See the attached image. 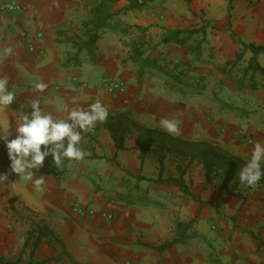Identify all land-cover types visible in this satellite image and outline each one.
Masks as SVG:
<instances>
[{
    "label": "crops",
    "instance_id": "obj_1",
    "mask_svg": "<svg viewBox=\"0 0 264 264\" xmlns=\"http://www.w3.org/2000/svg\"><path fill=\"white\" fill-rule=\"evenodd\" d=\"M6 1L0 0V3ZM18 2L22 7L19 14H6L0 10V79L7 77L9 90L16 94L14 102L0 111V135L7 134L4 131L6 124L11 134L9 139L16 137L23 115L18 114L15 107L32 110L31 102L35 99H39L45 114L64 120L73 109L91 114V105L99 101L108 111L131 113L138 123L149 129L166 132L184 141L229 147L230 152L249 162L255 145L259 143L264 147V117L260 120L258 114L249 115L250 119L243 117V120L212 105L206 107L204 95L183 96L161 86L158 80L145 82L128 76L122 68L126 66L121 65L124 50L120 41L123 38L117 33L106 31L103 34L95 50V61L83 52L79 67H65L68 58L77 51L62 40L82 29V22L90 17L89 0ZM159 2L154 8L161 4ZM207 5L201 9L207 12ZM127 17L120 16L119 19L125 21ZM202 19L181 10H167L161 16L155 14L154 21L142 18L130 23L143 27L154 25L149 34L155 39V36L161 38L167 30L199 28L202 21L211 20V16ZM252 25L248 32L252 35V43L264 44V29ZM107 33L113 35L109 44L104 38ZM217 40L208 30L204 56L210 52L223 53ZM228 46L229 57L223 63L234 59L239 51L232 40ZM159 48L162 57L187 67L193 76L206 75L210 63L214 62H202L203 58L194 61L185 47ZM6 49L11 52L4 56ZM96 67L105 72L100 79L95 76ZM104 77L124 82L125 91L120 95L110 94L102 85ZM36 82H43L48 87L43 92L33 91ZM165 119L176 122V133L162 128L161 121ZM68 123L74 122L68 120ZM104 124L105 120L97 121L87 132L79 125L73 130L80 134L81 140L91 132L94 138L90 142L88 138L83 139V143L92 144L94 153L100 157L116 159L73 161L61 179L42 166L31 170V180L14 173L6 144L0 140L3 143L0 175H7L6 180H0V256H21L28 231L39 224L46 226L52 236L64 244L70 258L80 264H264V191L253 188L245 194V200L225 191L214 190L212 193L210 188L198 193L197 187L201 185L204 190L206 183L201 167L193 165L186 180L198 200L183 196L173 186L154 183L140 195L143 191L138 184L145 181L132 185L129 180L139 176L157 178V164L151 157L143 163L140 161L135 148L136 136L127 139L126 150L117 151ZM63 142H68V137ZM194 168L199 170V178L194 176ZM37 179L44 181L39 188L35 186ZM75 205L92 208L95 217L80 219L74 216L71 209ZM104 213L114 215V219L106 221ZM195 219L191 234L195 233L197 237L164 253L149 247L171 241L178 222ZM57 253L58 250L44 242L35 252L34 262L37 264ZM48 264L74 263L66 259Z\"/></svg>",
    "mask_w": 264,
    "mask_h": 264
},
{
    "label": "trees",
    "instance_id": "obj_2",
    "mask_svg": "<svg viewBox=\"0 0 264 264\" xmlns=\"http://www.w3.org/2000/svg\"><path fill=\"white\" fill-rule=\"evenodd\" d=\"M125 1L126 5L119 7V4ZM166 2L167 0H89L90 17L82 22L81 35L78 38L64 37L62 42L70 45L77 52L68 58L64 64L65 67H79L81 65L80 55L83 52L95 61V50L98 42L102 39L106 31L117 33L124 38H130L129 60L137 65L138 73L142 76L147 71H152L163 78L169 86L174 88L178 94L183 96H202L205 89L199 86L204 77H195L190 73L186 74L182 68L167 61L162 56H153L160 46L176 45L188 48L194 60L200 61L204 51V44L207 42L208 29L202 24L199 28L186 30H167L162 35L158 43H154L149 34V27H143L136 24H126L119 20L122 15L131 12H143L149 9L156 2ZM188 5L189 11L197 16V12L191 7L192 0H178ZM228 3V23L231 25L232 14L235 2L237 0H226ZM232 42L239 47L234 59L225 62L217 67L221 75L226 77L239 91L258 92L264 89V66L259 62V56H264V44L246 43L231 28L228 29ZM250 55L247 64L243 66L246 56ZM211 56V55H210ZM260 79V80H258ZM172 84V85H171ZM31 111L27 110L29 118ZM117 151L126 150V141L136 136V150L139 152L140 161L143 163L148 157L153 158L158 167L159 175L155 179L139 176L137 181H148L156 185H169L177 188L181 194L194 201L198 200L194 196L191 184L186 180V174L193 165L200 166L203 172L206 188L225 191L228 195L245 200V194L253 188L264 191V175L255 186H248L242 183L239 178L241 171L247 167L249 161L239 157L229 155L219 146L211 145L205 142H189L173 137L166 132L149 129L139 123L131 121L129 117L122 115H112L108 113L105 124ZM94 138L89 132L75 146L84 153L81 160H70L62 158V165L58 167L55 164L53 154L45 157L42 167L48 168L60 179L68 173V165L71 162L83 160L106 159L94 153V147L90 143H83V139ZM64 148L60 149L62 153L68 146V142H63ZM53 146L41 145V151H46ZM114 157L111 160H115ZM107 161H111L106 159ZM264 172V164L261 165ZM207 205V203H205ZM233 220L234 217H229ZM195 220L189 222H178L175 228V237L160 246H149L158 253H164L171 250L176 245L184 243L188 239L197 237L194 230ZM247 233V232H244ZM249 234L254 235L253 232ZM46 242L59 253L53 254L48 259L37 264H48L51 262H61L63 260L75 262L67 254L64 244L52 236L51 231L43 225H35L27 233L24 240L23 251L18 258L0 256V264H36L34 262L35 252ZM27 256L25 260L24 256Z\"/></svg>",
    "mask_w": 264,
    "mask_h": 264
},
{
    "label": "rangeland",
    "instance_id": "obj_3",
    "mask_svg": "<svg viewBox=\"0 0 264 264\" xmlns=\"http://www.w3.org/2000/svg\"><path fill=\"white\" fill-rule=\"evenodd\" d=\"M222 2H225L224 5ZM161 3V4H160ZM160 5L158 7L154 8V5H152L149 9L143 11V12H131V14L127 15H122V16H128L125 21H123L126 24H131L130 21L134 20H140V19H146L148 21H154V15L158 14L161 16L163 13H165L167 10L171 11H184L186 13H190L192 17L198 18L201 17L204 20L207 15L211 16V20H204L202 21V24L207 26V29L212 31V34L217 37V41H219L220 46L222 48L221 54L217 53H205L202 55L203 61L202 62H208L214 61L210 63V68L208 67V71L206 72V75H201V74H196L195 77L202 76L204 77V80H202L199 83V86H203L205 89L203 95L206 102V107L212 105L215 109H220V110H225L228 111L232 114V116L236 115L239 116L240 119L247 120L250 119L248 118L249 115H256L260 116V120H263L264 117V89H261L258 92H251V91H239L226 77L222 76L219 71L217 70V67L219 65L224 64L223 61L226 60L227 57H229L227 54L230 53V49L228 46L229 42H231V38L229 35L228 29L231 28L234 30L244 42L250 43L252 42V35H248V32H251V28H253L252 24H256L261 26L264 29V0H237L234 5V9L231 11L232 14V19H231V25L228 23V3L226 0H193L191 3V7L193 10L197 12V16H194L188 9V5L185 2L178 1V0H170L167 2H159ZM209 6V9H201L204 6ZM126 5L125 1H122L119 4V7H123ZM226 6V8H225ZM151 9V10H150ZM157 9V10H156ZM226 14V15H225ZM225 15V16H224ZM157 16V15H156ZM120 20V19H119ZM193 27V26H192ZM154 28V25L149 26V32L150 29ZM164 30V28H160ZM110 32V31H109ZM81 35V30L77 29L74 32V37L75 39L78 38V36ZM112 33H107L104 38L108 44L112 41ZM150 37L154 41V43H158L161 38H156L157 36L152 37L150 34ZM122 39L120 42L122 43V47L124 50L123 53V58L124 60L122 61L121 65H125L126 67H122L123 71L133 78L134 80H143V81H148V80H158L157 83L160 84L161 86H165L169 90L175 91L174 88L169 86L166 81L158 76L156 73L152 71H147L144 73L142 76L139 75L138 73V67L137 65L133 64L130 60V48L128 46L130 38H124L122 36ZM104 41V43H105ZM166 46H164L163 49H165ZM160 48H158L156 51H153L152 55L153 56H162L160 53ZM204 53V52H203ZM164 54V53H162ZM213 54V55H211ZM211 55V56H210ZM236 55H234L233 58H235ZM250 55L246 56L245 61L243 62V66L247 64V61L249 60ZM259 62L261 64H264V56L261 55L259 56ZM195 61V60H194ZM201 61V60H200ZM221 62V63H220ZM220 63V64H219ZM177 64V63H175ZM199 64V63H198ZM201 65H204L205 63H200ZM179 65V64H177ZM197 65V64H196ZM182 70L185 71L186 74L189 72L186 70L188 69L187 67H183L182 65H179ZM206 67V66H204ZM121 68V67H120ZM204 72V71H203ZM105 72L101 67H96L95 70V76L98 77L99 79L101 78V75H103ZM222 76V77H221ZM96 77L94 80H96ZM106 78V77H104ZM103 78V79H104ZM108 78V77H107ZM111 79L117 80L114 77H110ZM129 78V80H132ZM102 79V80H103ZM260 80V79H258ZM172 85V84H171ZM176 92V91H175ZM177 93V92H176ZM15 110L18 114H26L27 110L24 109L22 110L20 107H15ZM108 113L112 115H124L126 117H129L131 121L138 123V120L132 116L131 113L129 112H115V111H108ZM241 115V116H240ZM247 117V118H243ZM135 119V120H134ZM140 124V123H139ZM2 142V141H0ZM212 145V144H211ZM3 146V143H0V147ZM220 147V146H219ZM222 148V147H221ZM224 149L229 155L238 157L235 153L230 152L228 149L229 147L222 148ZM240 158V157H239ZM194 176L196 178L200 177L199 170L194 168L193 170ZM129 182L133 184L139 183L137 181V178H133L132 180H129ZM98 183V182H97ZM101 182L99 181V184ZM153 183L151 182H146L144 184H138L140 190L143 191V193H140V195L144 194V191L149 190L151 188V185ZM141 185V187H140ZM138 188V187H137ZM211 189V188H210ZM197 192L201 191V194L207 191V188L204 190L202 189L201 185L197 187ZM212 193L214 189H211ZM107 193V192H106ZM142 197V196H141ZM209 204V202H207ZM214 210H217V206H214ZM196 223V219H195ZM208 230L210 227H207ZM210 234H212V231H208ZM14 258V257H12ZM27 260V257L25 258ZM70 261V260H69Z\"/></svg>",
    "mask_w": 264,
    "mask_h": 264
},
{
    "label": "clouds",
    "instance_id": "obj_4",
    "mask_svg": "<svg viewBox=\"0 0 264 264\" xmlns=\"http://www.w3.org/2000/svg\"><path fill=\"white\" fill-rule=\"evenodd\" d=\"M11 49H6L3 53L6 56ZM47 84L36 82L33 91L43 92L47 88ZM15 92L8 88V78L0 79V111L8 108L15 100ZM61 106H63L61 104ZM31 118L28 114L22 116V123L17 127V135L14 139H9L11 135L5 124L4 131L6 135H0L7 147L9 159L11 161V169L19 176L31 180L33 177L32 169H38L42 166L45 157L49 151L53 154L55 164L60 167L62 158L66 157L70 160H81L84 153L75 146L80 142V134L74 132L76 125H79L85 132L91 131L97 121L103 122L108 110L97 101L91 105V114L86 111L73 109L69 112L68 119H54L52 115L45 114L40 106L39 99L31 102ZM68 120L73 121L69 124ZM161 126L169 133H176L178 127L175 121L162 120ZM68 137V146L61 153L60 149L64 148L63 140ZM54 144L55 147L41 151V145ZM30 157V159H29ZM262 162H264V147L257 143L252 152L250 162L239 174L240 181L248 186H255L260 181L264 172H262ZM7 175H0V180H6ZM44 183L43 179H37L35 186L39 188Z\"/></svg>",
    "mask_w": 264,
    "mask_h": 264
},
{
    "label": "built area",
    "instance_id": "obj_5",
    "mask_svg": "<svg viewBox=\"0 0 264 264\" xmlns=\"http://www.w3.org/2000/svg\"><path fill=\"white\" fill-rule=\"evenodd\" d=\"M0 10L6 14H19L22 11L18 0H8L0 3ZM102 85L112 95H120L125 89V83L119 80L111 78H104ZM72 214L80 219H87L95 217V211L88 206L75 205L71 209ZM103 217L106 221L111 222L114 219V215L110 213H104Z\"/></svg>",
    "mask_w": 264,
    "mask_h": 264
}]
</instances>
